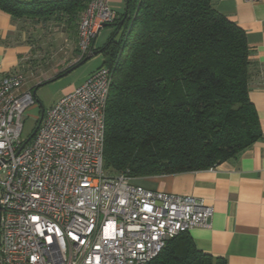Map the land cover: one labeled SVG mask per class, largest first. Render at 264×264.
I'll use <instances>...</instances> for the list:
<instances>
[{
	"label": "trees",
	"instance_id": "trees-1",
	"mask_svg": "<svg viewBox=\"0 0 264 264\" xmlns=\"http://www.w3.org/2000/svg\"><path fill=\"white\" fill-rule=\"evenodd\" d=\"M88 1L0 0V12L18 30L60 19L74 27ZM126 1L124 23L123 14L107 42L90 48L103 56L99 68L112 69L104 170L135 179L202 171L257 141L245 32L216 11L214 0ZM147 264L225 263L198 251L184 232Z\"/></svg>",
	"mask_w": 264,
	"mask_h": 264
},
{
	"label": "built area",
	"instance_id": "built-area-1",
	"mask_svg": "<svg viewBox=\"0 0 264 264\" xmlns=\"http://www.w3.org/2000/svg\"><path fill=\"white\" fill-rule=\"evenodd\" d=\"M119 17L106 0L88 1L77 23L78 59ZM111 82L110 67L92 72L44 111L17 153L34 97L22 90L21 71L0 79V264H147L170 238L209 227L212 209L201 199L105 172Z\"/></svg>",
	"mask_w": 264,
	"mask_h": 264
},
{
	"label": "crops",
	"instance_id": "crops-1",
	"mask_svg": "<svg viewBox=\"0 0 264 264\" xmlns=\"http://www.w3.org/2000/svg\"><path fill=\"white\" fill-rule=\"evenodd\" d=\"M106 1L119 16L124 14L126 0ZM214 2L216 11L246 34L250 49L248 96L257 112L261 137L214 168L136 178L134 182L152 191L199 198L212 209L209 227L188 232L198 251L225 264H264V0ZM100 30L92 49L102 47L110 38L100 39ZM77 61V26L70 27L60 19L18 30L11 17L0 12V79L21 71L22 90H27V75L35 65L42 74L49 75L52 70L54 76L49 81Z\"/></svg>",
	"mask_w": 264,
	"mask_h": 264
},
{
	"label": "rangeland",
	"instance_id": "rangeland-1",
	"mask_svg": "<svg viewBox=\"0 0 264 264\" xmlns=\"http://www.w3.org/2000/svg\"><path fill=\"white\" fill-rule=\"evenodd\" d=\"M117 26H105L100 30V39L104 37L106 40L107 36H111L114 32H116ZM122 39V31L116 33L115 40L120 41ZM107 42V41H106ZM101 44V43H100ZM103 62L102 54H97L68 75L58 78L52 82L43 84L39 87L37 85L41 84L42 81H46L50 77L54 76L51 71H49V75L42 74L39 71V66H34L33 70L27 76L29 78V82L27 81V90L33 87H37L34 89V104L28 107L22 114V133L21 138L25 140L33 131L36 126V122L38 120V116L40 113V105L46 111L50 108L57 100L72 92L76 87L80 86L93 72L95 69L100 67ZM36 76V77H34ZM73 88V90H71ZM106 172V171H105Z\"/></svg>",
	"mask_w": 264,
	"mask_h": 264
},
{
	"label": "water",
	"instance_id": "water-1",
	"mask_svg": "<svg viewBox=\"0 0 264 264\" xmlns=\"http://www.w3.org/2000/svg\"><path fill=\"white\" fill-rule=\"evenodd\" d=\"M126 8H127V5H126ZM127 13H126V9H125V12H124V18L121 20L120 22V25H122L124 23V19L126 17ZM107 25H104L103 27H105ZM119 32V30L117 31V33ZM98 53L97 52H92L90 51L83 59L82 61H80L79 63L73 65L72 67L68 68L67 70H65L63 73H61L57 78H53L49 81H46L44 84L46 83H49V82H52L58 78H61L63 76H66L68 75L70 72H72L73 70H75L76 68H78L79 66H81L82 64H84L85 62H87L88 60H90L91 58H93L94 56H96ZM34 95V92L32 93ZM43 113H44V109L42 108V106L40 105V113H39V119H38V123L41 121L42 119V116H43ZM37 128V127H36ZM36 128L33 130V132L31 133V135L29 137H27L22 145L20 146L19 150L17 151V153L31 140L32 136L34 135L35 131H36Z\"/></svg>",
	"mask_w": 264,
	"mask_h": 264
}]
</instances>
